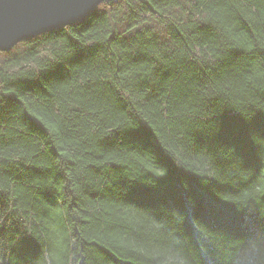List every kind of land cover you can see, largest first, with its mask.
<instances>
[{
    "label": "trees",
    "instance_id": "1",
    "mask_svg": "<svg viewBox=\"0 0 264 264\" xmlns=\"http://www.w3.org/2000/svg\"><path fill=\"white\" fill-rule=\"evenodd\" d=\"M0 264H264V0H117L0 51Z\"/></svg>",
    "mask_w": 264,
    "mask_h": 264
},
{
    "label": "water",
    "instance_id": "2",
    "mask_svg": "<svg viewBox=\"0 0 264 264\" xmlns=\"http://www.w3.org/2000/svg\"><path fill=\"white\" fill-rule=\"evenodd\" d=\"M110 1L116 0H0V51L83 22Z\"/></svg>",
    "mask_w": 264,
    "mask_h": 264
},
{
    "label": "rangeland",
    "instance_id": "3",
    "mask_svg": "<svg viewBox=\"0 0 264 264\" xmlns=\"http://www.w3.org/2000/svg\"><path fill=\"white\" fill-rule=\"evenodd\" d=\"M117 1V0H116Z\"/></svg>",
    "mask_w": 264,
    "mask_h": 264
}]
</instances>
